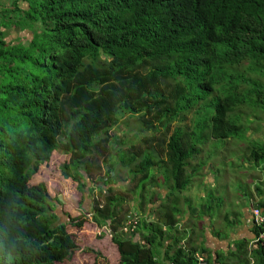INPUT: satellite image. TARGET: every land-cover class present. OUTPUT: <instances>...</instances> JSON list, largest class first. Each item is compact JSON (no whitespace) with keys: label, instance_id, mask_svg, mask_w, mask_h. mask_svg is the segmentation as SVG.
Wrapping results in <instances>:
<instances>
[{"label":"trees","instance_id":"1","mask_svg":"<svg viewBox=\"0 0 264 264\" xmlns=\"http://www.w3.org/2000/svg\"><path fill=\"white\" fill-rule=\"evenodd\" d=\"M2 10L0 264L62 263L77 249L66 228L79 229L85 217L59 218L44 184H28L53 151L69 157L63 179L87 188L91 221L109 232L117 264H200L202 257L206 264H264V224L226 255L204 247L207 231L216 237L233 225L239 196L246 204L259 196L264 139H247L242 160L254 174L243 187H253L228 191L235 220L212 209L211 195L198 196L199 209L196 195L184 196L202 169L189 167L202 145L244 140L251 120L239 107L264 108V0H11ZM10 28L30 32L29 40L7 42ZM206 98L213 109L205 103L201 110ZM125 115H137L139 130L150 133L117 159L134 187L103 195L85 177L112 158L109 130ZM206 166L210 172L217 165ZM114 176L109 167L102 180ZM149 190L161 194L155 213L146 220L127 212L122 220L126 196L141 210ZM221 196L212 198L217 209ZM92 264L108 263L96 252Z\"/></svg>","mask_w":264,"mask_h":264},{"label":"rangeland","instance_id":"2","mask_svg":"<svg viewBox=\"0 0 264 264\" xmlns=\"http://www.w3.org/2000/svg\"><path fill=\"white\" fill-rule=\"evenodd\" d=\"M28 33V34H27ZM6 41H15L22 39L23 42L29 40L30 32L21 31L18 28H10L7 30V35H5ZM207 97H210V100L214 101V94L210 93ZM207 104L206 107L213 109V105L210 104L208 98L205 100L199 101V105L201 110L204 104ZM241 111V118H245V116L251 121L248 123V131L244 133V140H236V139H209L206 144H203L198 155L194 156L189 160L191 164L189 167H194L196 165L202 164V169L197 172V179L201 181V179L206 177L207 184L201 185L200 190L202 189L203 196L209 195L213 197H217L222 194V202L220 203V208H216L218 202L211 198L212 207L218 210L219 212H227L231 215V219L235 217L232 212L236 211V207L229 205L230 196L229 193H232L237 185L239 187H243V184L247 180V176H252L254 174H250L249 168H246L247 163L242 164V160L246 157V143H248L247 139L260 141L264 139V108L260 109H250L246 106L239 107ZM121 122L110 128L109 133L111 135L110 140V148L112 150V158H109V162L107 165H102V170L95 175L97 172H93V175H86V183L88 187V183L90 184V180H93L97 184L98 187H101L102 194L105 195L107 189H111L114 194H123L121 188H133L135 181H126L128 180V175L125 170L121 169L118 165L119 156L121 155V151L126 150L130 143L135 142L138 143L140 138L143 135L150 133V131L139 130L141 128V124L137 115L131 116H120ZM124 119V120H123ZM248 122V120H246ZM187 125L190 124V120L185 121ZM122 123V125H120ZM120 125V126H119ZM245 124V128H246ZM119 127V128H118ZM126 133V136L124 135ZM68 155L62 154L59 151H53L47 162L40 165L38 167L37 172L31 176L28 181L29 185H35L37 183H42L45 186L46 193L48 194L50 204L56 207L55 213L57 214V209H59V215H69V217H78L84 216L85 223L79 229L76 228H66L67 233L71 234L73 237V241L77 249L72 253L69 260L64 261L62 263H54V264H92L96 258V252L99 253L100 256H104L107 259L108 264H117L118 263V254L116 248L110 242L111 236H109V232L103 227L99 228L95 223L91 221V214L88 213L91 210V203L89 200L88 204V193L87 188H82V191H78L76 188V182L70 179H63L60 174V167L62 164L68 162ZM98 164L102 161V157H97ZM216 164L214 168H209L211 170L208 171V167L206 165ZM112 169L115 173V176L112 180V183H104L103 177L107 169ZM198 171V170H197ZM155 174V168L153 170ZM248 172V175L246 174ZM256 171H253L255 173ZM212 174L220 183H224L222 185L213 181L211 176ZM252 173V172H251ZM156 175V174H155ZM207 175V176H206ZM196 178H194V183L191 185V188L188 192L184 193V196L194 197L196 195V200L198 203L196 204V208H200V200L198 199V194L200 192L199 188L195 185ZM101 180V181H100ZM244 182V183H243ZM241 183V184H239ZM248 182L245 184V189L248 187ZM264 189V183H263ZM237 187V189L239 188ZM243 187V188H244ZM147 188V187H146ZM151 190H153L151 188ZM229 191V193H228ZM96 194V193H95ZM128 194L126 197L128 199L127 203L123 205L122 211L120 213V217L123 220L125 215L130 212H138L141 217L148 220V213L154 214L155 208L161 203V194L158 192L152 193L150 190L147 193L146 197L148 199L149 205L147 204V200L143 203L141 210H134L130 207L131 195ZM131 195V196H130ZM130 196V197H129ZM139 198V197H137ZM56 199L58 202H55ZM102 200V199H101ZM53 201V202H52ZM237 201V203H235ZM235 204H239L238 200H235ZM156 204V205H155ZM215 204V205H214ZM190 208H193V205H189ZM188 209V208H186ZM189 210V209H188ZM230 210V211H229ZM258 211L259 215L264 213L263 210L259 208V205L253 201L248 204V210L246 216L243 221L247 222L246 227L248 229L254 228H262L264 222L256 223L252 217V211ZM128 212V213H127ZM237 214H240V208L237 209ZM47 214L50 213L47 211ZM154 217V215H152ZM66 219L68 216H65ZM60 218V217H59ZM61 221V220H60ZM262 234V233H260ZM263 235V234H262ZM228 236L225 230L221 233L220 239H226ZM228 254V253H226Z\"/></svg>","mask_w":264,"mask_h":264},{"label":"crops","instance_id":"3","mask_svg":"<svg viewBox=\"0 0 264 264\" xmlns=\"http://www.w3.org/2000/svg\"><path fill=\"white\" fill-rule=\"evenodd\" d=\"M10 1L11 0H0V16L1 17H2V12L5 11V10H2V9L3 8H10ZM20 7L23 9V8H25V5H21ZM4 15L6 16V13H4ZM23 31H25V30H23ZM206 167H208V166H206ZM246 174L248 175V172ZM209 175L211 176L213 181L218 182V180L212 174L209 173ZM248 180L250 181L249 176H247V180L246 181H248ZM207 182L208 181H207V179L205 177L204 181L202 182V185H206ZM200 187H201V185L198 187L199 190H200ZM249 187L252 188L253 184L249 183ZM258 190H259V196L254 201L257 204L258 203H263L264 204L263 187L261 186L260 188H258ZM202 192L203 191L201 189L199 194H198L199 197H204ZM250 192L251 191H247L246 194L248 195ZM160 193L164 195L165 192H164L163 189H161ZM238 201H239L238 205H239V208H240V214L237 215V218L233 222V225H232V222L230 221L231 222L230 226L225 231L227 236H228L226 239L221 240L220 236L213 237V236H211L213 234H210L208 231L206 232L205 237L207 238V242L205 243L204 247H205V249L207 251L210 252L211 255H215L218 252H223L226 255V253L232 252L233 243L234 242L250 238V235L247 232L248 228L246 227L245 221H243L245 216H246L247 210H248V204H246V202H245V196H242V197L239 196V200ZM235 203H237V201ZM212 209L217 211L213 207H212ZM263 211H264V209H263Z\"/></svg>","mask_w":264,"mask_h":264},{"label":"built area","instance_id":"4","mask_svg":"<svg viewBox=\"0 0 264 264\" xmlns=\"http://www.w3.org/2000/svg\"><path fill=\"white\" fill-rule=\"evenodd\" d=\"M252 217L256 223L264 222V215H259L258 211H256V210L252 211ZM128 218L129 219L132 218V215L128 216ZM261 237H262V235L259 236V238H261ZM199 261H200V264H206V261L203 257L199 258Z\"/></svg>","mask_w":264,"mask_h":264},{"label":"clouds","instance_id":"5","mask_svg":"<svg viewBox=\"0 0 264 264\" xmlns=\"http://www.w3.org/2000/svg\"><path fill=\"white\" fill-rule=\"evenodd\" d=\"M262 215H264V213H263ZM245 224L247 225V222H245ZM259 234H260V233H259ZM260 235H262V234H260ZM262 236H263V235H262ZM257 239H261V238H259V237L254 238L253 241L250 242V245L252 246L253 243L258 242Z\"/></svg>","mask_w":264,"mask_h":264}]
</instances>
